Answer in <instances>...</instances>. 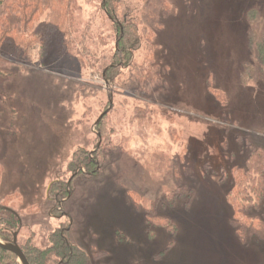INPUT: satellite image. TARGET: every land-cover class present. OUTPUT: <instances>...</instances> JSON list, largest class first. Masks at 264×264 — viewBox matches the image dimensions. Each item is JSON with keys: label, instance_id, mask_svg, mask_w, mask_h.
I'll return each mask as SVG.
<instances>
[{"label": "rangeland", "instance_id": "obj_1", "mask_svg": "<svg viewBox=\"0 0 264 264\" xmlns=\"http://www.w3.org/2000/svg\"><path fill=\"white\" fill-rule=\"evenodd\" d=\"M112 7L115 21L103 0H73L64 55L0 45V203L24 220L18 242L48 247L66 212L87 264H264L228 197L264 148V0ZM126 16L142 48L106 82Z\"/></svg>", "mask_w": 264, "mask_h": 264}, {"label": "trees", "instance_id": "obj_2", "mask_svg": "<svg viewBox=\"0 0 264 264\" xmlns=\"http://www.w3.org/2000/svg\"><path fill=\"white\" fill-rule=\"evenodd\" d=\"M120 2L121 0H103V7L113 21L116 20L115 13L110 8L112 3ZM72 5L73 0H0V45L4 43L6 46L3 51L8 54L9 52L26 54L30 48L37 45L43 51H47L49 44L54 42L58 45L59 54L64 55L74 44ZM44 14L46 23L40 30L37 28L38 20ZM35 21L38 26L34 25ZM115 24H118L119 29L121 27L123 29L118 33L115 44L116 63L105 67L106 78L109 80H115L123 68L133 64L136 52L142 48L137 28L129 16ZM99 152L100 148L94 155L97 156ZM83 162L86 167L94 165L89 155ZM228 197L235 206L234 222H249L248 228L244 227L245 230L237 229L241 236L244 235V240L249 237L255 241L264 239V218L247 213L251 208L264 203V148H254L247 159V168L237 170L235 183ZM1 204L8 206L5 202ZM20 227L22 229L20 214L12 208L0 209L1 240H11L12 232ZM63 227L48 236V247L40 248L33 244V235L21 243L18 242L29 264H87L88 253L71 240L69 231ZM0 264L20 263L14 253L0 248Z\"/></svg>", "mask_w": 264, "mask_h": 264}, {"label": "water", "instance_id": "obj_3", "mask_svg": "<svg viewBox=\"0 0 264 264\" xmlns=\"http://www.w3.org/2000/svg\"><path fill=\"white\" fill-rule=\"evenodd\" d=\"M104 78L106 79V74L104 72ZM106 82H107V79H106ZM110 107L107 111L103 112L99 118L96 120L95 124H94V127H96L99 122L101 121V119L106 115V113L110 110L111 106H112V100H110ZM98 136L100 137V141L96 147V149H94L92 151V153L96 152L100 146H101V136L100 134L98 133ZM17 235H18V231H15L13 233V240L12 241H8V242H4L0 239V248L3 249V250H6V251H9V252H12L14 253L16 256H17V259L19 261L20 264H29V261L27 260L24 252L22 251L21 247L19 246L18 244V241H17Z\"/></svg>", "mask_w": 264, "mask_h": 264}, {"label": "flooded vegetation", "instance_id": "obj_4", "mask_svg": "<svg viewBox=\"0 0 264 264\" xmlns=\"http://www.w3.org/2000/svg\"><path fill=\"white\" fill-rule=\"evenodd\" d=\"M94 154V153H93ZM94 156V155H93ZM92 156V157H93ZM91 156L89 157V158H92ZM92 161H93V163L94 164H96L97 163V161H95V160H93L92 159ZM97 165V164H96ZM67 199H69V197H66ZM56 200L60 203V201H61V199H57L56 198ZM4 208H10V207H8V206H5V205H3V204H1L0 203V209H4ZM61 215H62V217H64V218H66L67 220H68V226H64L63 227V229H66V230H68L69 231V234H70V230H71V226H72V218H71V216L68 214V213H66V212H62L61 213ZM23 224H24V220L22 219V217H20V225L21 226H23ZM16 231H18V235H19V232L21 231V227L18 229V230H16ZM15 232V231H14ZM14 232H12V235H13V233ZM18 235H17V241H18ZM14 237V236H13ZM13 237H12V239L11 240H8V241H12L13 240ZM3 241V240H2ZM8 241H4V242H8ZM19 244V243H18ZM20 246V245H19ZM26 256V255H25ZM27 258V257H26ZM28 260V259H27Z\"/></svg>", "mask_w": 264, "mask_h": 264}]
</instances>
